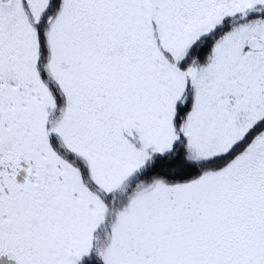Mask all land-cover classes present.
Returning <instances> with one entry per match:
<instances>
[{
	"label": "snow or ice",
	"instance_id": "obj_1",
	"mask_svg": "<svg viewBox=\"0 0 264 264\" xmlns=\"http://www.w3.org/2000/svg\"><path fill=\"white\" fill-rule=\"evenodd\" d=\"M0 264H264V0H0Z\"/></svg>",
	"mask_w": 264,
	"mask_h": 264
}]
</instances>
